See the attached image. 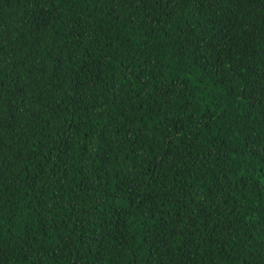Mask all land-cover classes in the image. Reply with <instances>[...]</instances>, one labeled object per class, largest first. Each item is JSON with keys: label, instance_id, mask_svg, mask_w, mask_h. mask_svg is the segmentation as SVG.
<instances>
[{"label": "trees", "instance_id": "trees-1", "mask_svg": "<svg viewBox=\"0 0 264 264\" xmlns=\"http://www.w3.org/2000/svg\"><path fill=\"white\" fill-rule=\"evenodd\" d=\"M0 264H264V0H0Z\"/></svg>", "mask_w": 264, "mask_h": 264}]
</instances>
